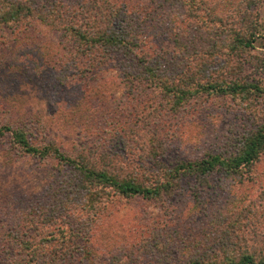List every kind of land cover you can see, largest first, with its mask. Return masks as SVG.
<instances>
[{
  "label": "rangeland",
  "instance_id": "rangeland-1",
  "mask_svg": "<svg viewBox=\"0 0 264 264\" xmlns=\"http://www.w3.org/2000/svg\"><path fill=\"white\" fill-rule=\"evenodd\" d=\"M88 1L63 2L71 6V14L72 9ZM204 1L206 8L193 20L188 19L185 6L172 11V15L194 26L192 36L203 33L204 37L202 29L212 13L229 18V22H257L264 31V0ZM142 15L140 19L144 16L149 20L146 13ZM168 19V15L160 14L159 24L146 22L140 29L143 36L164 30L160 43L170 51L173 44L168 40ZM5 36L3 40L10 41L9 29ZM227 48L221 61L216 56L221 69L215 72L218 66H214L211 71L219 81L238 80L260 90L205 95L192 100L177 116H170L173 128L166 138V162L196 161L209 154L229 158L237 153L244 136L256 125H264V36L246 50ZM86 67L64 32L42 23L33 24L32 31L10 48L0 43V127L33 133L30 138L37 148L52 142L67 152L82 145L114 148L118 142L113 137L115 131L125 135L129 122L134 127V122L128 120L151 97L139 93L129 96L115 62L98 75L87 74L82 70ZM124 122L127 124L122 125ZM138 151L125 158L136 161ZM59 168L54 157L24 153L12 132L1 135L0 264L10 259L8 246L18 245L12 235L46 246V238L59 237L62 230L69 232L56 218L49 224L45 219L50 213L56 214L53 192L59 185ZM247 209L251 213L249 221H253L249 227L264 232L260 229L264 227V154L250 174L215 171L204 180L189 177L173 196L161 201L117 197L86 225L90 228L89 251L82 257L76 254L69 264L183 262L216 242L226 228L224 221L235 220V215ZM208 236L212 238L208 240Z\"/></svg>",
  "mask_w": 264,
  "mask_h": 264
},
{
  "label": "trees",
  "instance_id": "trees-1",
  "mask_svg": "<svg viewBox=\"0 0 264 264\" xmlns=\"http://www.w3.org/2000/svg\"><path fill=\"white\" fill-rule=\"evenodd\" d=\"M63 1L67 0H0V43L10 48L32 31L33 24L42 23L64 32L76 55L85 60L87 67L82 70L87 74H102L115 62L129 96L147 94L151 99L128 120L134 122V127L129 122V130L124 128L125 135L115 131L113 137L118 142L112 149L102 143L82 145L67 152L56 148L53 142L37 148L30 138L33 133L0 127V137L12 132L24 153L54 157L58 161L60 179L53 192L56 214L50 213L45 219L49 224L56 218L69 228L68 233L62 230L59 237L46 238V246L30 244L12 235L18 245L8 246L11 250L7 249L10 259L5 258L6 264H69L76 254L82 257L89 251L90 228L86 225L117 197L161 201L173 196L189 177L204 180L215 171L250 174L264 154V125H256L253 132L242 138L237 153L229 158L209 154L196 161L166 162V138L173 128L170 116H177L192 100L198 101L205 95L260 90L238 80L219 81L211 71L214 66H218L215 72L221 69L216 56L221 61L227 47L233 51L246 50L264 36L257 22H229V18L212 13L202 29L204 37L203 33L197 37L191 35L194 26L172 15V11L185 6L188 19L193 20L205 7L204 0H145V3L89 0L79 9H72L71 14V6ZM144 13L150 16L149 20ZM160 14L168 15L170 20L167 30L168 40L173 44L170 51L160 43L164 30L156 29L154 35L143 36L140 29L146 22L159 24ZM7 29L11 36L6 42L3 39ZM145 112L149 114L143 116ZM136 150H139L136 161L125 158ZM249 212L241 211L234 216L235 220L224 221L226 228L217 241L201 253L168 264H264V232L251 228ZM211 238L208 236V240Z\"/></svg>",
  "mask_w": 264,
  "mask_h": 264
}]
</instances>
